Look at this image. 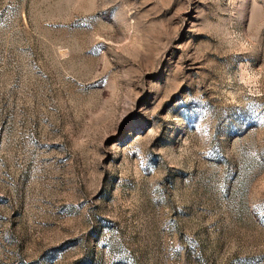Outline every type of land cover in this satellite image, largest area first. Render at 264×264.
<instances>
[{
	"label": "rangeland",
	"instance_id": "obj_1",
	"mask_svg": "<svg viewBox=\"0 0 264 264\" xmlns=\"http://www.w3.org/2000/svg\"><path fill=\"white\" fill-rule=\"evenodd\" d=\"M0 264H264V0H0Z\"/></svg>",
	"mask_w": 264,
	"mask_h": 264
}]
</instances>
